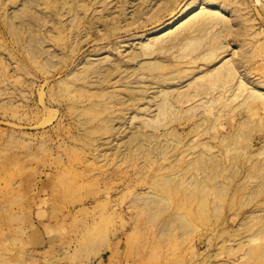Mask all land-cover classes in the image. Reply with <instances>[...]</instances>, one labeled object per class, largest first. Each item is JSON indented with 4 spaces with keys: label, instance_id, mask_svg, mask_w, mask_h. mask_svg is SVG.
Listing matches in <instances>:
<instances>
[{
    "label": "rangeland",
    "instance_id": "obj_1",
    "mask_svg": "<svg viewBox=\"0 0 264 264\" xmlns=\"http://www.w3.org/2000/svg\"><path fill=\"white\" fill-rule=\"evenodd\" d=\"M0 264H264V0H0Z\"/></svg>",
    "mask_w": 264,
    "mask_h": 264
},
{
    "label": "bare ground",
    "instance_id": "obj_2",
    "mask_svg": "<svg viewBox=\"0 0 264 264\" xmlns=\"http://www.w3.org/2000/svg\"><path fill=\"white\" fill-rule=\"evenodd\" d=\"M182 15H183V12H180L179 14H177V16H176L174 19H177V18H179V17H182ZM228 69H229V70H232V67H228ZM231 73H232V72H230L229 75H231Z\"/></svg>",
    "mask_w": 264,
    "mask_h": 264
}]
</instances>
